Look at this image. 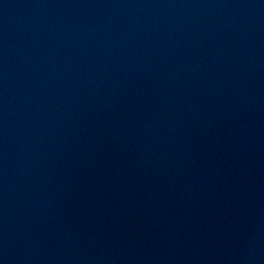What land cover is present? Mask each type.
Masks as SVG:
<instances>
[{
  "label": "water",
  "instance_id": "1",
  "mask_svg": "<svg viewBox=\"0 0 264 264\" xmlns=\"http://www.w3.org/2000/svg\"><path fill=\"white\" fill-rule=\"evenodd\" d=\"M0 264H264V0H0Z\"/></svg>",
  "mask_w": 264,
  "mask_h": 264
}]
</instances>
